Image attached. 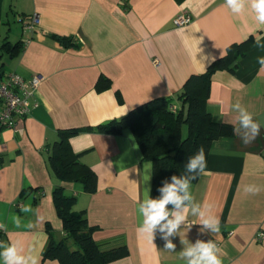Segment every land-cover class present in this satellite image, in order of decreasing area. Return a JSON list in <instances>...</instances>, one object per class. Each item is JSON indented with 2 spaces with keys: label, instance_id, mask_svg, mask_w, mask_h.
Masks as SVG:
<instances>
[{
  "label": "crops",
  "instance_id": "0c3cea01",
  "mask_svg": "<svg viewBox=\"0 0 264 264\" xmlns=\"http://www.w3.org/2000/svg\"><path fill=\"white\" fill-rule=\"evenodd\" d=\"M182 15L191 22L177 27ZM34 16L39 22L30 30L26 25ZM59 38L73 45L66 47ZM257 38L264 44V29L250 15H233L224 0H0V82L8 73L44 78L31 115L15 130L0 126L3 241H21L25 254L34 249L40 264H61L44 257L49 232L64 236L54 200L59 182L50 167L59 133L107 125L159 98L179 107V94L192 77L206 74L231 46L251 40L234 72L222 68L212 74L208 112L214 122L235 129L238 113L230 106L239 102L253 113L260 134L248 144L242 130L215 141L205 174L191 187L196 202L214 205L220 233H202L197 218L189 216L191 229L182 225L169 237L174 253L165 250L159 229L153 244L137 235L138 201L146 188L151 196L154 168L146 183L147 161L130 129L73 137L72 148L96 173L98 189L86 194L72 187L66 193L77 196L74 208L96 228L98 244L129 250L128 257L110 264H187L179 255L183 239L188 244L214 240L226 253L223 264H264V190L243 192L246 184L264 188V66L258 63L264 48ZM100 80L108 81V88L98 90ZM21 204L33 211L21 213Z\"/></svg>",
  "mask_w": 264,
  "mask_h": 264
},
{
  "label": "trees",
  "instance_id": "16d2710c",
  "mask_svg": "<svg viewBox=\"0 0 264 264\" xmlns=\"http://www.w3.org/2000/svg\"><path fill=\"white\" fill-rule=\"evenodd\" d=\"M59 40L66 47L73 45L69 39ZM251 44L249 40L231 46L228 55L215 61L206 74L192 77L179 94V107L172 100L159 98L107 125L59 133L50 156V167L59 182L54 191V200L63 223L64 236L58 239L53 232H49V244L44 252L46 259H56L61 264H110L129 255L126 246L106 249L104 245L98 244L93 238L96 228L90 226L85 212L74 211L77 196L68 195L66 191L72 187H81L83 193L94 194L98 189V178L89 166L80 161V155L72 148L71 139L86 132L117 135L130 129L141 149L143 160L152 161L154 179L151 198H159V189L165 181L171 182L173 175H190L185 166L201 147L207 160L215 141L235 135L234 126L214 122L208 112L211 76L222 68L234 72L238 67L237 60L247 55ZM19 47L21 49L23 46ZM106 82L104 84L100 80L98 90L108 88L109 83ZM200 177L193 180L192 184ZM168 208L171 210L172 205H168Z\"/></svg>",
  "mask_w": 264,
  "mask_h": 264
},
{
  "label": "clouds",
  "instance_id": "9594fccd",
  "mask_svg": "<svg viewBox=\"0 0 264 264\" xmlns=\"http://www.w3.org/2000/svg\"><path fill=\"white\" fill-rule=\"evenodd\" d=\"M225 6L235 16L250 15L259 29H264V0H224ZM256 45L264 48L261 38L256 39ZM258 63L264 66V56L258 57ZM230 111L238 113L236 120L238 127L236 133H243V142L251 143L260 134V125L255 121L253 113L243 107L239 102L230 106ZM207 160L203 147L188 159L185 170L190 175L171 177V182L165 181L159 189L161 196L151 198L150 189L146 188V195L142 201H138L140 215L137 235L153 244L155 232L159 229L164 233V248L168 252L175 251L176 246L169 237L177 235L183 225L187 230L191 229L192 223L189 216L196 217L201 225L200 231L218 234L221 230L220 217L214 212V205L210 202H196L192 194V181L198 176L205 174ZM146 175V183L151 179L152 161L143 164ZM264 190L257 184H246L243 187L245 194L256 195ZM187 202V203H186ZM173 209H169L168 205ZM33 209L30 204H21V213H30ZM16 227L21 226L19 216L14 217ZM30 227V225H29ZM0 230L7 231V225L0 223ZM166 230V231H165ZM185 245L180 252V257L186 259L187 264H223L222 257L226 253L214 240L203 241L197 239L194 244H188L187 240H181ZM41 257L34 249L25 254L23 243L19 240L13 242L0 241V261L2 264H40Z\"/></svg>",
  "mask_w": 264,
  "mask_h": 264
},
{
  "label": "built area",
  "instance_id": "2783aa9c",
  "mask_svg": "<svg viewBox=\"0 0 264 264\" xmlns=\"http://www.w3.org/2000/svg\"><path fill=\"white\" fill-rule=\"evenodd\" d=\"M39 22L38 16L31 19V24L26 28L33 30ZM191 22L189 15L179 16L175 20L177 27L187 25ZM43 76L35 75L31 79L26 80L17 73H8L5 79L0 82V126L15 130L18 121L31 115L32 111L38 107L35 101L36 93L39 90ZM174 107V112H176ZM0 230V241H3ZM258 240L263 239V234H259Z\"/></svg>",
  "mask_w": 264,
  "mask_h": 264
},
{
  "label": "rangeland",
  "instance_id": "374dc122",
  "mask_svg": "<svg viewBox=\"0 0 264 264\" xmlns=\"http://www.w3.org/2000/svg\"><path fill=\"white\" fill-rule=\"evenodd\" d=\"M185 133V132H184ZM69 194V193H68ZM71 195H73V194H71ZM74 211H76V208H74Z\"/></svg>",
  "mask_w": 264,
  "mask_h": 264
}]
</instances>
